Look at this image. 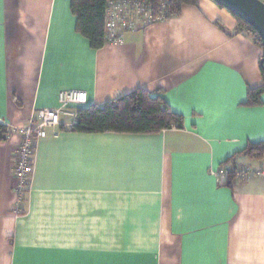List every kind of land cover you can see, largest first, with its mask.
Segmentation results:
<instances>
[{"label": "crops", "instance_id": "0c3cea01", "mask_svg": "<svg viewBox=\"0 0 264 264\" xmlns=\"http://www.w3.org/2000/svg\"><path fill=\"white\" fill-rule=\"evenodd\" d=\"M72 0H0V124L20 128L59 106V92L104 107L139 88L162 90L183 127L85 134L62 115L38 141L23 214L13 161L0 141V264H264V174L218 179L264 141L263 50L211 0L95 50ZM78 113V112H77Z\"/></svg>", "mask_w": 264, "mask_h": 264}, {"label": "trees", "instance_id": "16d2710c", "mask_svg": "<svg viewBox=\"0 0 264 264\" xmlns=\"http://www.w3.org/2000/svg\"><path fill=\"white\" fill-rule=\"evenodd\" d=\"M109 0H72L71 10L76 17L77 30L89 41L95 50H100L106 41V6ZM153 7L159 9L160 0H144ZM199 0H170L167 3V19L179 15L184 6H199ZM234 16V15H233ZM235 17V16H234ZM236 34H248L263 50L261 39L246 22L238 19ZM264 58V56H263ZM261 61V73L263 84L248 92V100L245 106L259 107L262 104L264 94V61ZM77 123L71 130L85 134H148L161 133L173 127H183V117L173 112L164 98V92L149 91L139 88L128 93L116 101L108 102L104 107H84L78 110ZM8 128L0 124V141H7ZM245 157L264 160V141L257 144H249L242 153ZM233 159L229 160L230 163ZM225 164V165H226Z\"/></svg>", "mask_w": 264, "mask_h": 264}, {"label": "built area", "instance_id": "2783aa9c", "mask_svg": "<svg viewBox=\"0 0 264 264\" xmlns=\"http://www.w3.org/2000/svg\"><path fill=\"white\" fill-rule=\"evenodd\" d=\"M169 1L160 0L159 9L154 11L153 7L144 0H109L105 16L107 43H122L126 32H135L149 26V24L168 20L166 18V5ZM259 1L264 4V0ZM59 93V106L57 108H45L36 111L34 119L20 128L7 127L8 139L11 138V135H17L20 138V145L15 151L12 165L14 178H16L14 190L18 199L15 212L18 215L23 214L22 207L32 184L35 170V150L38 141L46 138L48 128L62 126V115H71L76 118L78 117V110L88 105L87 92L68 90ZM212 174L218 179L238 180L248 179L251 176H262L264 170L258 171L248 166L231 163L214 169Z\"/></svg>", "mask_w": 264, "mask_h": 264}, {"label": "water", "instance_id": "95a60500", "mask_svg": "<svg viewBox=\"0 0 264 264\" xmlns=\"http://www.w3.org/2000/svg\"><path fill=\"white\" fill-rule=\"evenodd\" d=\"M230 15L246 22L257 33L264 49V4L259 0H211ZM264 61V58H263Z\"/></svg>", "mask_w": 264, "mask_h": 264}]
</instances>
